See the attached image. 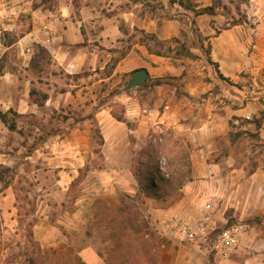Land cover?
<instances>
[{
    "label": "crops",
    "instance_id": "obj_1",
    "mask_svg": "<svg viewBox=\"0 0 264 264\" xmlns=\"http://www.w3.org/2000/svg\"><path fill=\"white\" fill-rule=\"evenodd\" d=\"M26 3L33 24L18 45L23 41L41 45L68 75L88 72L78 79L82 82L70 84L64 94L54 92L53 87L44 106L51 105L56 110L61 103L77 106L86 99L88 91L105 86L109 80L112 86L117 85L139 68L146 69L148 74L143 87L132 88L129 93L120 88L115 97L124 122L113 117L112 107L100 105L93 98L92 115L100 129L99 154L103 156L99 166L89 165L91 145L79 125H70L65 138L56 135L52 140L53 154L59 160L49 166L57 175L55 187L63 193L70 192L79 170L88 166L81 190L84 194L75 199V204H90L92 198L100 197L117 205L121 193L134 196L139 188L137 171L127 161L118 162L114 157L141 150L147 135L169 132L189 147L191 177L185 179L179 198L173 203L162 206L154 199L147 201L151 203L146 211L147 223L160 229L173 215L194 219L207 213L210 227L215 219L222 229L228 217H234L238 221L234 226L240 230L235 246L225 258L214 250L211 253L204 245L177 243L176 238L158 232L170 243L159 245L165 257L163 264H264V229L246 223L264 215V165L258 163L251 170L248 160L237 162L228 148H222L242 138L230 144L226 140L230 131H251L243 128L241 121L257 118L264 111L257 96L263 88L255 89L260 86L261 75L264 77V0H250L251 13L261 15L257 37L253 36L251 24L237 22L216 33L210 19L203 18L201 35L209 51L203 56L202 49L188 46L196 56L194 60L149 54L137 43L139 32L155 35L162 42L193 38L192 12L169 0H55L51 7L40 5L35 9ZM200 7L203 6L197 8ZM111 58L116 61L110 73L96 81H84L95 76L96 70L101 71ZM156 80L161 83L155 84ZM11 107L21 113L38 111L37 105L26 98L17 105L0 104V111ZM68 121L80 122L71 116ZM263 128L264 118L260 129L264 138ZM0 132L16 133L9 132L1 122ZM36 153L37 148L26 159L37 157ZM14 196L10 185L0 192V201H4V211L11 221L13 212L9 209L13 211ZM206 204L210 205L207 210ZM227 211L229 216L225 215ZM71 216L76 223L85 218L79 209ZM33 218L36 219L30 229L34 235L56 231L57 227L42 213L36 211ZM80 255L85 264H103L91 248H84Z\"/></svg>",
    "mask_w": 264,
    "mask_h": 264
},
{
    "label": "rangeland",
    "instance_id": "obj_2",
    "mask_svg": "<svg viewBox=\"0 0 264 264\" xmlns=\"http://www.w3.org/2000/svg\"><path fill=\"white\" fill-rule=\"evenodd\" d=\"M211 1L196 0L194 2L196 5L206 6ZM217 1L215 15L210 20L213 26H216L215 29L227 28L237 22L251 24L250 20L254 13H251L250 0ZM26 2L32 7L33 3H39L40 0H0V59L4 57L0 73L1 106L11 103L17 105L24 98L33 103L34 100L41 99L42 93L49 97L53 87L56 88L54 92L64 94L70 89V84L82 82L78 79L88 74V72H84L79 75H68L56 65L51 56L49 59L39 55L33 58L36 46L39 45L35 42L23 41L18 45V41L31 30L33 24L31 10L27 9L24 4ZM258 15H260L259 12L256 14L259 21ZM4 32H10L11 39L17 38L21 34L24 35L7 48L2 44ZM181 42L186 47L194 45L193 38L185 37ZM202 46L201 53L206 56L208 45L204 42ZM113 65L114 60L111 58L101 71L96 70L93 72L96 73L95 76L91 75L90 79H84V81H96L99 77L110 73ZM128 80L123 79L114 86L109 80L105 86L95 87L88 91L86 99H83L77 106L61 103L57 110L53 109L51 105L37 106L36 113H31L28 110L21 113L11 107L17 112L14 119L17 130H21L22 133L0 132V192L10 185V189H13L15 195L13 211L9 209L10 212H13L11 216L13 221L4 211V201H0V264H85L80 252L86 247L93 249L97 255L100 252L102 255L100 258L107 260L108 247L110 246L105 237L109 229L108 213L109 210L119 207L123 200L137 211V219H140L143 227V246L149 253L147 254L149 264L164 263L165 257H163L159 245H169L170 243L169 240L161 237L158 233L161 232L159 229L147 223L149 218L146 211L151 206V203L147 201L152 198L146 197L142 192L134 196L123 192L119 195L117 205H111L100 197L92 198L90 204H75L72 198L78 199L84 194L81 193V190L85 187V169L80 174L81 185L78 184L73 190L66 191V193L55 187L56 172L49 170V166H54L59 160V157H54L55 144L52 140L57 138L56 135L65 138L64 135L67 134V128L70 125H79V128L87 133L91 145L89 165L99 166L103 161V156L99 154L98 131L100 129L92 115L93 98L100 105L106 104L112 107L111 113L121 115L122 109L115 101V97L120 93V88L125 90ZM260 87L263 88L262 94L257 96L260 97L259 101L264 105V77L262 75L260 86H256L255 89L259 90ZM31 88L35 90L36 94L30 98ZM130 90H125V92L129 93ZM70 116L79 120V124L73 121L67 122ZM247 125L244 124L243 128L254 130L252 125L250 127ZM143 143L141 150L131 152L129 155L126 153L120 157L116 156L114 160L127 161L135 171L138 168H144V166L149 168L157 166L160 170H164L170 160L181 165L182 172L188 168L190 163L189 147L175 139L169 132L152 134V137L147 135L144 137ZM36 144L37 157L26 159L27 154L34 150L32 146ZM222 148H228L237 162H247L248 160V163L256 162L264 165V144L262 145L258 141L242 137L234 145L229 147L224 144ZM35 167L39 170L35 171ZM37 174H39V179ZM157 194L163 196V189H159ZM127 196H130L132 200H127ZM176 196V193H172L171 198H177ZM77 209L85 214L82 223H76L72 219L71 214ZM36 211L38 214L42 213L47 216V221L57 227L54 233L51 234L50 232L53 231L51 230L40 236L33 234L30 224L36 219L33 218ZM229 214L230 212L227 211L225 215L229 216ZM232 225H238V221L234 217H228L225 227ZM220 230L221 227L214 219V224L210 227L207 237L194 242L176 240L177 243L204 245L211 253H214L212 244ZM171 238L173 237L171 236Z\"/></svg>",
    "mask_w": 264,
    "mask_h": 264
},
{
    "label": "trees",
    "instance_id": "obj_3",
    "mask_svg": "<svg viewBox=\"0 0 264 264\" xmlns=\"http://www.w3.org/2000/svg\"><path fill=\"white\" fill-rule=\"evenodd\" d=\"M55 0H40L39 3H33L32 9L39 7L40 5H47L51 7ZM196 0H169L171 3H177L185 11L192 12L191 24L193 27V40L194 47L203 49L202 44L205 41V38L201 35V20L203 18H209L210 20L215 15V9L217 8V0H212L209 5L197 8L198 5L195 4ZM233 23L232 25H235ZM221 29H225L224 27ZM218 29L216 30V33ZM24 34H21L17 38H10V32H4L3 34V45L5 47H10L18 41V38L22 37ZM137 43L143 45L149 54H154L157 56L168 57V58H188L196 59L189 49L181 42L178 38H173L169 42L159 41L155 35L145 34L139 32L137 37ZM209 51V46H207V53ZM36 55L42 56L43 58L49 59L50 54L42 46H36V52L33 54V58ZM120 56V55H119ZM4 58V57H3ZM0 59V73L2 72V60ZM117 57L116 60H118ZM115 60V61H116ZM114 61V63H115ZM209 61V60H208ZM79 75V74H78ZM161 80H156L155 84H160ZM36 94L33 88L29 91V97H33ZM48 99L47 94L42 93L40 100H34L33 103L38 107H42L45 101ZM17 115V112L12 108L7 111H0V122L7 128L9 132H16L21 134V130H17L16 121L14 116ZM113 117L124 122L122 115L112 113ZM264 118V111L260 112L259 117L252 118L251 120L241 121V125L251 124L254 127L253 131H243L238 130L236 132L230 131L227 134L226 140L233 144L240 137H244L250 140H255L262 145L264 144V138L260 136V129L262 128V121ZM99 130V129H98ZM98 138L101 143L100 132L98 131ZM37 144L32 146V149H36ZM258 163H251V170ZM87 171L88 166H85L83 169L79 170L78 177L71 183V190H73L81 182V171ZM135 172L136 179L138 182L139 193H143L146 197L156 200L162 206H166L170 203H173L179 198L182 184L185 179H190L191 177V168L190 163L185 172H182L181 165L177 164L176 161L170 160L164 170H160L157 166L153 168L145 167L138 168ZM159 189H163V196L157 194ZM172 193L177 194V198H171ZM76 198H72V201H75ZM127 200H132L130 196H127ZM108 213V222L109 229L106 234V238L110 243L109 252L107 260H103L104 264H149L147 254H149L146 248L143 246V227L141 226L140 219H137V211L133 209L132 206L127 204L124 200L121 201L119 207L109 210ZM137 221V224H136ZM246 223L257 225L264 229V215L255 216L246 220ZM99 257L102 258L101 253H98Z\"/></svg>",
    "mask_w": 264,
    "mask_h": 264
},
{
    "label": "built area",
    "instance_id": "obj_4",
    "mask_svg": "<svg viewBox=\"0 0 264 264\" xmlns=\"http://www.w3.org/2000/svg\"><path fill=\"white\" fill-rule=\"evenodd\" d=\"M250 23L253 26V36H259L257 28L259 21L256 14L252 15ZM252 48H255L254 43ZM205 208L206 210L209 209L210 205L206 204ZM209 223L210 219L207 213L194 219L173 215L163 223L159 230L162 234H167L173 238L194 242L208 236L210 231ZM239 230L240 227L234 225L222 228L214 239L212 249L222 258L229 256L237 242Z\"/></svg>",
    "mask_w": 264,
    "mask_h": 264
},
{
    "label": "water",
    "instance_id": "obj_5",
    "mask_svg": "<svg viewBox=\"0 0 264 264\" xmlns=\"http://www.w3.org/2000/svg\"><path fill=\"white\" fill-rule=\"evenodd\" d=\"M147 76V71L144 68L134 70L126 83L125 90H130L135 87H143L146 83Z\"/></svg>",
    "mask_w": 264,
    "mask_h": 264
}]
</instances>
